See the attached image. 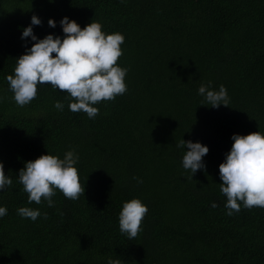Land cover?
I'll list each match as a JSON object with an SVG mask.
<instances>
[{"label": "trees", "instance_id": "obj_1", "mask_svg": "<svg viewBox=\"0 0 264 264\" xmlns=\"http://www.w3.org/2000/svg\"><path fill=\"white\" fill-rule=\"evenodd\" d=\"M33 15L41 39L63 36L65 16L122 33L127 92L95 105L94 119L69 110L68 93L51 85L17 105L6 77L25 53L22 30ZM209 82L227 88L228 107L204 103L198 88ZM0 97V161L13 180L0 193L8 209L0 264H264V208L229 216L219 186L232 135L264 133V0H0ZM181 138L209 147L206 169L193 177L182 167ZM72 149L84 195L71 200L57 190L54 207L29 204L18 176L25 163ZM133 198L149 211L127 239L119 213ZM25 206L47 218H22Z\"/></svg>", "mask_w": 264, "mask_h": 264}, {"label": "clouds", "instance_id": "obj_2", "mask_svg": "<svg viewBox=\"0 0 264 264\" xmlns=\"http://www.w3.org/2000/svg\"><path fill=\"white\" fill-rule=\"evenodd\" d=\"M41 24L42 20L33 15L30 24L23 28L21 40L25 41V53L16 59L14 74L6 77L13 93L12 99L17 105L23 107L30 104L37 97L38 86L51 85L68 93L71 98L69 110L82 111L89 119H94L99 113L95 105L101 101L115 100L127 92L125 78L129 69L118 64V59L123 55L121 45L125 41L122 33H105L101 23L94 20L82 28L75 20L65 16L59 21L63 36L49 33L41 39L34 33V26ZM48 25L56 28L57 22L50 18ZM28 43H31V47H28ZM198 95L212 108L218 109L221 105L228 107L231 102L224 85L216 90L210 86V82L200 85ZM2 100L3 97H0ZM54 107L63 111L64 104L56 101ZM231 139V149L219 165L222 181L219 186L227 198L225 208L229 216L238 213L242 206L249 210L253 207L264 208V133L233 134ZM176 146L184 150L182 167L190 171L192 177L198 170L206 169L203 158L209 152L208 146L183 138ZM78 162L79 155L75 149L67 151L63 158L47 152L27 161L18 176L23 190L28 193V203L46 201L48 207H54L53 197L57 190L67 199H80L85 187L76 167ZM142 182V179H138V183ZM12 185L13 180L5 175L4 163L0 161V193ZM218 206L215 202L211 204L213 208ZM148 211L147 205L139 198L125 201L119 213L120 233L127 239L136 238L142 231V221ZM7 213V206H0V218ZM17 213L33 222L42 215L47 218L46 212L41 213L40 209L27 206L18 208ZM107 264H123V261L109 257Z\"/></svg>", "mask_w": 264, "mask_h": 264}]
</instances>
